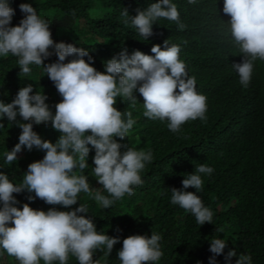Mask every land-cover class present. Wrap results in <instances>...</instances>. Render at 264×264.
<instances>
[{"label": "trees", "instance_id": "1", "mask_svg": "<svg viewBox=\"0 0 264 264\" xmlns=\"http://www.w3.org/2000/svg\"><path fill=\"white\" fill-rule=\"evenodd\" d=\"M156 2L158 0H9L15 10L11 26H17L24 18L19 5L31 4L38 15L50 23L53 40L88 50L97 71L103 72L105 62L124 48L129 55L135 50L154 55L151 48L155 44L161 45L162 50L165 40L170 46L179 45V59L185 63L189 77L195 78L197 93L207 97L206 119L189 120L181 125L179 132L169 130L167 119L145 117L143 97L138 91L134 93L135 104L117 97L114 106L122 113L131 112L135 124L127 137L115 139L153 153L152 162L140 173L143 183L134 186L132 195L125 194L107 209L93 198L98 188L101 194H109L94 176L95 150L89 145L88 166L82 174L87 176L91 194L80 192L77 203L64 208L46 204L39 198L29 201L27 197L35 193L25 190L13 194L19 201L15 206L22 209L24 203H29L36 210L55 207L72 211L80 204L85 205L88 213L78 215L91 217L98 232L120 238L110 255L106 254V247L102 246L103 251L97 250L93 259L99 264H121L117 253L123 239L136 234L150 237L151 233L162 237L159 243L163 256L149 264H209L213 256L209 251L210 242L215 238L227 242L223 253L216 256L217 264H227L224 257L229 250L237 252L231 264H236L239 254L250 255L252 264H264V60L254 62L247 88L233 75L232 65L237 58H244V54L231 35L228 23L231 17L223 12L224 0H195V3L171 0L177 6L180 22L186 27L180 30L176 22L158 18L153 24V34L146 39L131 24V17L137 14V9L144 10ZM125 9L129 17L122 15ZM72 58H66L65 62ZM18 59L12 54L0 56V100L11 103L21 87L32 84V94L43 92L55 114V104L61 102L62 97L44 73L43 66L30 65V74L25 75ZM57 59L52 55L44 65ZM17 121L25 122L19 116ZM0 122L4 125L0 127V172L7 174L14 184H20L28 165L43 159L45 152L35 146L31 151L24 147L17 154V160L6 163L5 154L19 142L22 130L7 117ZM33 130L42 140L52 143L60 135L50 122L33 124ZM201 164L214 171L210 175L200 174L203 187L197 194L213 213L211 223L200 226L194 215L171 203V189H183L182 180ZM186 191L195 192V189L190 187ZM0 264L19 262L0 252ZM39 264L44 261L41 259ZM66 264L79 262L69 254Z\"/></svg>", "mask_w": 264, "mask_h": 264}, {"label": "clouds", "instance_id": "2", "mask_svg": "<svg viewBox=\"0 0 264 264\" xmlns=\"http://www.w3.org/2000/svg\"><path fill=\"white\" fill-rule=\"evenodd\" d=\"M19 8L24 18L17 26H11L15 10L9 0H0V56L18 57L19 68L25 75L30 74V65L43 66L62 100L55 104L53 114L43 92L32 94V84L21 87L11 103L0 100V121L7 117L22 130L19 142L5 154L6 163L17 160V154L24 147L31 151L35 146L45 152L43 159L28 165L20 184H14L7 174L0 172V252L14 257L19 264H39L41 259L44 264L57 260L66 264L69 254L79 264H99L93 259L97 250L103 251L106 247V254L110 255L120 238L98 232L91 217L78 215L88 213L85 205L80 204L72 211L55 207L44 211L24 203L21 209L15 206L19 201L13 194L27 190L35 193L27 197L29 201L39 198L46 204L64 208L75 205L80 192L91 194L92 191L87 176L82 174L88 166L91 145L95 150L94 176L109 194H101L98 188L93 198L107 209L125 194L132 195L134 186L142 185L140 173L153 160L150 150H137L115 139L123 140L135 124L131 112L122 113L114 106L117 97L135 104L134 93L138 91L146 109L144 116L152 120L167 119L172 132H179L181 125L189 120L206 119L207 97L197 93L195 78L189 77L185 63L179 59V45L170 46L165 40L163 50L159 44L152 46L154 55L139 50L129 55L124 48L105 62V70L101 72L92 66L94 58L85 48L55 42L50 23L31 4L21 3ZM223 12L231 17L228 22L231 35L244 54V58H237L232 65L233 75L247 88L254 62L264 60V0H224ZM122 15L129 17L127 9ZM179 15L171 0H158L144 10L137 9L131 24L147 39L153 34V24L158 18L174 21L183 30L186 25L180 22ZM52 55L57 61L45 66L44 61ZM68 57L73 58L65 62ZM17 116L25 122L17 121ZM49 122L60 133L55 143L42 140L33 130V124ZM3 126L0 122V127ZM213 171L201 164L182 180L183 189H171V203L194 215L200 226L211 223L213 217L197 194L203 187L200 174L210 175ZM190 187L195 192L186 191ZM161 239L155 233L150 237L129 235L123 239L117 257L121 264L159 261L163 256ZM226 246L224 239L215 238L210 242L209 251L213 256L209 264H217L216 256ZM236 256L235 250H229L224 259L231 264ZM236 264H252V257L239 254Z\"/></svg>", "mask_w": 264, "mask_h": 264}]
</instances>
